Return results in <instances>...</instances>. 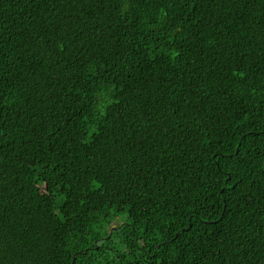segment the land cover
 Masks as SVG:
<instances>
[{"label":"trees","instance_id":"16d2710c","mask_svg":"<svg viewBox=\"0 0 264 264\" xmlns=\"http://www.w3.org/2000/svg\"><path fill=\"white\" fill-rule=\"evenodd\" d=\"M0 264H264V0H0Z\"/></svg>","mask_w":264,"mask_h":264},{"label":"rangeland","instance_id":"374dc122","mask_svg":"<svg viewBox=\"0 0 264 264\" xmlns=\"http://www.w3.org/2000/svg\"><path fill=\"white\" fill-rule=\"evenodd\" d=\"M121 218H122V216H121ZM124 220V219H123ZM121 223H123V221H121Z\"/></svg>","mask_w":264,"mask_h":264},{"label":"water","instance_id":"95a60500","mask_svg":"<svg viewBox=\"0 0 264 264\" xmlns=\"http://www.w3.org/2000/svg\"><path fill=\"white\" fill-rule=\"evenodd\" d=\"M76 256V254H74V257Z\"/></svg>","mask_w":264,"mask_h":264}]
</instances>
